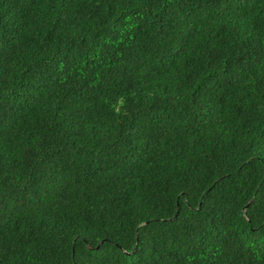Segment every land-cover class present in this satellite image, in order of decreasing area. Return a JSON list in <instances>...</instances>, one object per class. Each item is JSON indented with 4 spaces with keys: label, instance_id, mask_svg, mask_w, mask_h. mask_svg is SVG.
Returning a JSON list of instances; mask_svg holds the SVG:
<instances>
[{
    "label": "trees",
    "instance_id": "16d2710c",
    "mask_svg": "<svg viewBox=\"0 0 264 264\" xmlns=\"http://www.w3.org/2000/svg\"><path fill=\"white\" fill-rule=\"evenodd\" d=\"M0 264H264V0H0Z\"/></svg>",
    "mask_w": 264,
    "mask_h": 264
}]
</instances>
